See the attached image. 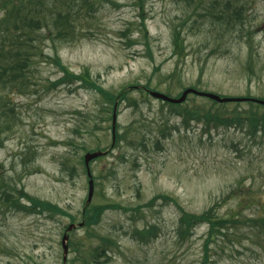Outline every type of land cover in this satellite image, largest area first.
I'll use <instances>...</instances> for the list:
<instances>
[{
  "label": "rangeland",
  "instance_id": "obj_1",
  "mask_svg": "<svg viewBox=\"0 0 264 264\" xmlns=\"http://www.w3.org/2000/svg\"><path fill=\"white\" fill-rule=\"evenodd\" d=\"M90 1L94 9L83 6L76 38L55 44L45 38L24 87L0 93V115L15 118L11 128L9 120L1 125L0 179L72 215H0V245L8 246V252L0 249V264H64V232L83 220L89 193L84 156L112 144L113 110L108 113L97 90L80 83L52 86L63 76L57 57L75 74L88 71L111 93L129 89L132 98L118 108L128 140L90 165V204L122 209L111 208L98 225L71 232L80 252L69 246L67 264H97L87 257L105 246V238L109 254L99 264H202L206 244L209 264H264V235L250 226V219L264 216V133L250 137L236 126L208 131L192 118L182 124L167 102L135 88L149 84L179 97L196 87L219 97L264 100V0H203L204 8L196 6L200 0H143L147 37L139 30V0ZM229 5L244 6L242 21L216 19L223 8L233 11ZM175 28L181 32L177 54ZM185 100L182 111L250 108L248 102L215 105L196 94ZM210 208L230 219L223 234L210 237L203 223L180 238L183 212ZM150 226L155 230L148 241L135 236Z\"/></svg>",
  "mask_w": 264,
  "mask_h": 264
},
{
  "label": "trees",
  "instance_id": "obj_2",
  "mask_svg": "<svg viewBox=\"0 0 264 264\" xmlns=\"http://www.w3.org/2000/svg\"><path fill=\"white\" fill-rule=\"evenodd\" d=\"M203 0L196 5L198 8L203 7ZM95 2L90 0H0V93L5 92L6 89L17 88L18 86L24 87V82L28 79L27 70L33 64L34 56L42 55L41 41L45 38L51 40L53 44L57 42L73 41L76 38V23L84 11V7H90L94 9ZM140 25L139 30L143 36H148V27L144 16V2L138 1ZM84 6V7H83ZM229 7H231L229 5ZM233 11H226L225 8L218 11L216 19H228L230 24L232 20L242 21L244 6L231 7ZM231 12V14H229ZM88 13V12H87ZM236 25V24H235ZM181 32L175 28L173 35L174 51L176 54L180 52L181 47ZM56 65H58L63 76L58 79L52 86H58L60 84H75L80 83L81 87L92 88L97 90L98 94H101L105 100V104L109 106L108 113L113 110L116 101L120 102L129 101L132 98L129 97V89H124L118 94L107 91L102 86L95 83V80L91 74L83 72L75 74L65 67L62 61L57 57L54 59ZM149 84H146L141 91L146 94V89H149ZM196 89V87H194ZM146 92V93H145ZM3 95H0L2 101ZM211 102L215 105L219 104L215 101ZM0 102V108L2 107ZM250 104L249 109L235 110L232 112L220 113V111L209 109L206 111L201 110H180L181 105H175L167 103L170 106V115L179 114L182 116V124H189L190 118L197 122L204 121L207 124L208 131L211 128H219L221 126L227 127H241L248 131L250 137H256L259 133H264V106L254 102H248ZM133 105H137V101L133 99ZM119 108V107H118ZM1 110V109H0ZM119 112V111H118ZM3 115H6V111H2ZM119 115V113H118ZM14 117H4L0 115V133L2 130L1 125L5 123V120H9L6 128L9 129L12 126V122L15 121ZM112 119V116L110 117ZM3 121V123H2ZM248 127V128H247ZM112 128V127H111ZM247 128V129H246ZM121 125L117 124L116 130V143L114 148L122 146L123 141H127V134H122ZM113 148V149H114ZM101 148L98 147L97 150ZM95 178V177H94ZM0 215H6L10 211L24 212L27 214H37L42 212H50V216L55 214L70 215L68 212L60 209L58 205H54L51 202L39 200L31 197L22 189H18L13 185L12 180L6 181L0 179ZM159 197L152 199L149 204H152ZM163 198H169L163 195ZM26 200V201H25ZM25 201L26 203H23ZM28 203V204H27ZM111 208H121V205L104 204V205H90L86 207L85 218L86 223L82 228H89L94 225H98L104 213ZM50 217V218H51ZM74 221V220H72ZM237 220L233 222L236 223ZM252 228H258L260 234L264 235V216L257 219H250ZM239 221H237L238 223ZM208 223L210 237L216 233L223 234V230L231 224L230 219L221 216H215L212 212V208L208 209L202 214H190L183 212L180 217V238H185L188 234H192L193 230L198 225ZM154 227H145L143 230H137L136 235L142 241H148L151 234L154 233ZM105 246L101 245L89 253L90 260H94L99 264L101 257L107 258L109 251L108 246L110 241L105 238ZM70 246H74L75 251L80 252L79 248L75 246V243L70 241ZM8 252V246L1 244L0 249ZM209 249L206 244V254L202 264H209ZM71 261V260H70ZM69 261V262H70ZM85 264H92L89 260L85 259ZM71 264V263H70Z\"/></svg>",
  "mask_w": 264,
  "mask_h": 264
},
{
  "label": "water",
  "instance_id": "obj_3",
  "mask_svg": "<svg viewBox=\"0 0 264 264\" xmlns=\"http://www.w3.org/2000/svg\"><path fill=\"white\" fill-rule=\"evenodd\" d=\"M149 92V94L157 99H160L162 101L165 102H170V103H174V104H181L183 102H185L188 97L189 94H196L199 96H204L207 98H210L214 101H217L219 103H228V102H244V101H254L256 103H259L261 105H264V100H260V99H254V98H229V97H219V95H216L214 93H210V92H203V91H199L197 89H193V88H187L185 91H183L182 95L179 98H173L170 97L164 93L158 92V91H152V90H147ZM117 109H118V103L116 102L115 107H114V111H113V123H112V130H113V144L112 147L114 146L115 142H116V123H117V119H118V115H117ZM109 151H94V152H89L85 155L84 157V163L86 166V170H87V177L89 178V193H88V198H87V203L86 206H89V204L92 202V199L95 193V181L93 179V174L91 171V166L90 163L101 157V156H105ZM85 212V211H84ZM85 225V221H82L78 224L76 223H72V225L70 224L68 226V228L66 229L63 238H62V246H63V251H64V257H63V262L64 264L67 263V259H68V254H69V240H70V233L72 231H74L76 228L79 227H83Z\"/></svg>",
  "mask_w": 264,
  "mask_h": 264
}]
</instances>
